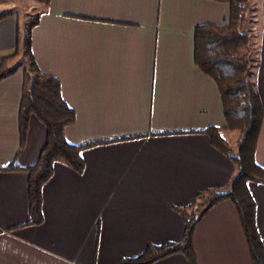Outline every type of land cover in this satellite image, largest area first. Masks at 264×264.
<instances>
[{
  "label": "crops",
  "instance_id": "crops-1",
  "mask_svg": "<svg viewBox=\"0 0 264 264\" xmlns=\"http://www.w3.org/2000/svg\"><path fill=\"white\" fill-rule=\"evenodd\" d=\"M50 2L32 29V52L40 70L59 79L75 111L65 138L82 147L84 168L55 163L42 186V220L31 223L25 169L36 162L46 128L31 115L17 154L22 72L1 80L0 264H124L148 245L179 242L183 220L176 208L200 190L225 188L236 172L204 132L225 119L215 83L193 61L195 26L226 22L229 6ZM258 22L254 79L264 108V7ZM16 23L0 19V57L14 51ZM255 160L264 168V120ZM248 190L264 244V184L248 182ZM193 248L199 264H253L230 200L204 213ZM150 264L187 263L174 253Z\"/></svg>",
  "mask_w": 264,
  "mask_h": 264
},
{
  "label": "trees",
  "instance_id": "trees-1",
  "mask_svg": "<svg viewBox=\"0 0 264 264\" xmlns=\"http://www.w3.org/2000/svg\"><path fill=\"white\" fill-rule=\"evenodd\" d=\"M41 1L49 4V0ZM211 1L229 6L227 22L195 26L193 61L215 83L225 119L224 126H210L204 132L212 146L232 160L236 172L225 188L200 190L188 205L176 208L183 220L179 242L148 245L139 256L124 260V264H150L174 253L182 254L187 264H199L193 248L196 225L208 209L223 200H230L235 206L253 264H264V244L256 226V202L248 190V182L264 184V168L255 160L264 120V108L254 79L257 32L253 30L251 36L245 31L248 0ZM7 15L1 13L0 19ZM28 20L23 30L17 21L14 51L0 57V81L14 72L9 63L22 53L26 65L22 69L17 154L25 144L31 115H35L46 128L45 141L36 162L25 169L28 174L30 222L38 223L42 220V186L52 176L55 163L61 161L81 172L84 160L82 147L69 143L65 138V128L76 119L75 111L63 99L59 79L42 72L32 52V29L39 23L40 13ZM14 167L13 162L7 166Z\"/></svg>",
  "mask_w": 264,
  "mask_h": 264
},
{
  "label": "rangeland",
  "instance_id": "rangeland-1",
  "mask_svg": "<svg viewBox=\"0 0 264 264\" xmlns=\"http://www.w3.org/2000/svg\"><path fill=\"white\" fill-rule=\"evenodd\" d=\"M50 7L52 8L51 2L50 4L45 5L41 0H0V14L3 12L8 13L9 15H7L6 18H13L15 23L18 21L22 30L26 26L30 17H33L37 13H40V16H42L48 13L51 9ZM263 7L264 0H248L246 5L247 21L245 31L249 35L253 33V30L256 31L258 28V15ZM53 8L56 7L54 6ZM226 22H223L222 24H225ZM9 65L14 67L15 70L13 73L17 71L22 72L23 67L26 65L25 56L21 53V55L17 57L15 61L10 62Z\"/></svg>",
  "mask_w": 264,
  "mask_h": 264
}]
</instances>
